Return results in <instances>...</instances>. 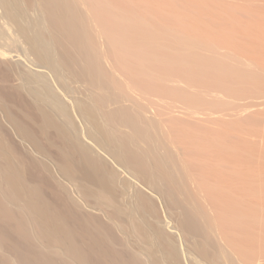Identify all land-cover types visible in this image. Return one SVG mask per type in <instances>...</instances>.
<instances>
[{
    "label": "bare ground",
    "instance_id": "6f19581e",
    "mask_svg": "<svg viewBox=\"0 0 264 264\" xmlns=\"http://www.w3.org/2000/svg\"><path fill=\"white\" fill-rule=\"evenodd\" d=\"M92 4L0 0V263L185 264L157 194L172 210L191 264H261L264 254H243L223 232L222 208L205 188L216 187L226 165L210 149L219 146L216 135L207 139L201 123L225 119L214 105L224 96L181 79L203 105L170 99L171 80L147 69L130 52L132 40L110 33ZM113 13L138 28L134 11L132 19ZM200 46L209 56L211 47ZM214 46L228 68L264 69ZM14 52L28 63L5 58ZM180 129L185 141L174 133ZM198 232L205 238L191 248Z\"/></svg>",
    "mask_w": 264,
    "mask_h": 264
},
{
    "label": "rangeland",
    "instance_id": "374dc122",
    "mask_svg": "<svg viewBox=\"0 0 264 264\" xmlns=\"http://www.w3.org/2000/svg\"><path fill=\"white\" fill-rule=\"evenodd\" d=\"M92 3L101 20L107 24L106 27L112 28V30L109 29L110 33L117 38L124 36L126 40H132L129 44L133 43L132 46L137 49L133 48L130 52L140 53L138 56L145 58L146 60L143 59V61L145 60L146 63L150 59L148 65L144 61L146 64L143 63L144 66L150 70L153 68L154 74L171 80L168 83L170 87L162 83V86L166 84V92L171 91L170 99L173 97L178 103H182L181 105H203L199 93L195 96L193 92L195 90H192L194 93L192 94L191 88L182 84L184 80L189 83L195 82L194 84L203 90H213L224 96L222 99L225 100H216L214 105L217 106V110H220L218 114L225 115L223 116L225 119L209 124L201 123L204 127L206 126L203 132L207 133V139H210L209 134L213 135L212 139L215 137L214 134L216 135L215 142L218 139L219 146L215 147L217 145L214 144L215 146L211 145L210 149L214 152L217 150L224 162V167L226 165V168L221 166L222 169L218 168L221 179L217 181L216 187L206 184L205 188L212 200L222 208L223 214L220 220L223 224L222 230L235 242L234 246L240 247L243 254H248L252 258L264 254V74H262L264 69L258 68L263 72L257 70L261 74H256L254 67L246 68L240 65L242 66L240 69V66L238 68L229 64L228 68L227 64L230 61L224 65L226 60L220 58L222 54L219 55V51L213 49L217 44L223 47L222 50L233 52L239 56L238 58L253 59L256 65H262L261 67L264 68V0H92ZM118 9L126 12L125 15L128 16H133V11L140 15L138 28L133 29L135 20L118 22L120 20L114 16L116 12L113 13ZM117 22L121 23V28L122 23H125L126 26L122 28L125 30L117 31L115 28L120 25ZM130 31L134 34L131 39ZM151 43L153 48L149 46L147 48L146 44ZM200 43H203L204 47H211L208 50L209 56L208 53H204L205 49L202 50ZM5 58L13 62L20 59L28 63L26 56L17 52ZM208 61L211 62L212 68L207 65ZM212 61L215 67L212 66ZM236 62L238 64V60L233 63L236 64ZM236 67L240 70L237 71ZM142 78L145 82V77ZM146 79L150 80L148 77ZM175 81H181V83L174 84ZM179 85L183 88L180 89ZM1 94L0 92L2 102L6 98H2L5 96ZM11 105L13 109L21 108L15 102ZM231 111L235 114H226ZM180 130L174 133L185 141L180 134L183 130ZM226 154L230 163L224 158ZM232 164L235 168L234 173L228 171V167ZM30 179L32 180V177ZM40 184L44 183L40 181ZM44 190L49 198H54L49 188ZM154 196L164 218V227L177 239L184 263L191 264L189 259L193 255L188 253L187 244L181 230L176 227L177 223L173 218L172 210L167 211L162 199L157 194ZM202 234L203 232H198L196 235L198 238H194L193 244H190L191 248L195 247L196 241L200 242L202 238H205ZM204 240L206 242V239ZM244 249L248 251L247 254ZM262 262L264 263L261 261V264Z\"/></svg>",
    "mask_w": 264,
    "mask_h": 264
}]
</instances>
